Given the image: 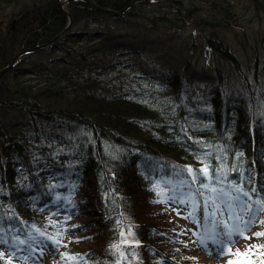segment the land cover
Masks as SVG:
<instances>
[{
	"label": "trees",
	"instance_id": "1",
	"mask_svg": "<svg viewBox=\"0 0 264 264\" xmlns=\"http://www.w3.org/2000/svg\"><path fill=\"white\" fill-rule=\"evenodd\" d=\"M92 1L118 10L130 0ZM154 1L116 14L68 0L72 23L60 33L69 17L59 0H0V68L46 43L0 73V242L39 230L84 246L63 237L59 261L68 251L79 264H166L179 257L168 211L180 182L203 189L212 179L264 197V36L244 53L223 39L235 19L229 0L142 10ZM252 2L264 13V0ZM90 19L100 31L88 30ZM186 23L202 35L199 49L171 43ZM213 154L227 185L215 175L191 181L187 166ZM47 204L65 206L63 229ZM73 225L82 227L65 233Z\"/></svg>",
	"mask_w": 264,
	"mask_h": 264
},
{
	"label": "rangeland",
	"instance_id": "2",
	"mask_svg": "<svg viewBox=\"0 0 264 264\" xmlns=\"http://www.w3.org/2000/svg\"><path fill=\"white\" fill-rule=\"evenodd\" d=\"M62 1V0H61ZM183 5L190 4V0H178ZM199 5L202 4V0H196ZM230 3L233 5V9L235 10V19H232L230 22L232 23L231 26L224 29H220L218 32L223 37L224 40L228 41L234 48L236 47L238 51L240 50L241 53H244L245 48H249L254 46L256 40L259 39L260 36H264V13L258 7H256L252 0H229ZM169 1L167 0H156L151 3L143 4V11L146 13H153L162 9H167V5H169ZM64 7L65 4H64ZM124 12V11H123ZM118 14V13H117ZM122 14V13H119ZM125 17V16H124ZM122 17L121 19L126 21ZM126 18V17H125ZM5 19V18H4ZM128 22V20L126 21ZM126 22H122L125 24ZM88 29L90 32H97L100 31L98 26H103L100 24V21H94L90 19L88 21ZM118 25L117 22H114V26ZM119 28L132 31L133 27H129L127 25H118ZM176 28V27H173ZM98 29V30H97ZM158 29V28H157ZM180 31L178 34H172L175 38H172L171 43L182 45L185 44L187 41L193 39L196 43L197 48L199 49L202 45L203 38L201 34L192 31L191 23H186L185 27L179 28ZM166 31V30H164ZM158 34H163V31L158 29ZM166 35L169 36V33L166 32ZM161 38V37H160ZM163 38V37H162ZM156 38V36H149L146 38V41H164L163 39ZM169 39V38H168ZM154 46L157 47V44L154 43ZM131 49V48H130ZM251 53V52H250ZM199 196L197 199L194 197V191L186 188L181 187L179 193L174 196L178 197L177 199H173V206L170 207L168 214L173 218L172 220L177 227H179V232L177 233V241H178V249L177 254L179 257L182 258V261H178L177 263H169V264H228L229 260H232L234 264H264V235H256L257 232H264V211L259 208V211L255 213L256 219L253 221L252 226L248 228L246 231L241 230L243 232L242 235L236 236V238L232 239V242L229 244L225 242L220 251L219 255L212 254L208 252V250H204L200 245L196 243L197 239L199 238L200 234L205 230L211 231L212 226L216 228L223 227L220 224H217L216 221L218 219L217 213L215 210L209 212L208 216H204V211L200 209L202 206L199 203L203 198L204 194L202 191L198 192ZM221 200H215L214 203L220 206V216L223 218H229L226 212L228 207V198L229 196L223 195ZM232 197H237L235 203L239 204V196L236 194H232ZM187 200V204H182L179 201ZM245 204L250 203V201L245 200ZM193 204H196L193 206ZM51 206H47L46 208H50ZM64 206H61L63 209ZM44 208V209H46ZM60 208V209H61ZM61 209V210H62ZM177 209L180 210L181 214L177 213ZM204 210V208H203ZM48 211L46 210V213ZM45 213V214H46ZM190 213H194L190 215ZM60 218V217H59ZM169 218V217H168ZM246 218V217H241ZM66 220H61L59 227L62 228L65 226ZM71 223L73 220L70 221ZM63 229V228H62ZM73 230V227L66 229L65 233ZM181 232L184 234L181 235ZM175 234V231L172 232V235ZM64 241H67L69 245H74L78 247V242L72 239V235L67 236L64 234ZM234 240V241H233ZM186 242V243H185ZM65 244V243H64ZM62 245V244H61ZM208 246V245H206ZM84 248V246L78 247ZM229 248L231 251H229ZM8 253L6 256H15L17 253L13 248H8ZM243 253L244 255H241ZM46 254L45 251L41 254L38 252L36 254L37 258L42 257ZM52 255L51 257H44L39 264H64L66 260L62 259L59 261L58 257ZM47 256V254H46ZM180 258V259H181ZM24 261L17 260V264H35L36 261L31 257L30 253L23 255ZM25 262V261H30ZM79 264V263H78Z\"/></svg>",
	"mask_w": 264,
	"mask_h": 264
},
{
	"label": "snow or ice",
	"instance_id": "3",
	"mask_svg": "<svg viewBox=\"0 0 264 264\" xmlns=\"http://www.w3.org/2000/svg\"><path fill=\"white\" fill-rule=\"evenodd\" d=\"M207 147V146H205ZM221 157L213 156L208 159V162L201 163L199 169H194L192 165L187 166V171L191 173L190 180L191 181H199L201 179V176L209 177L211 178L213 175H215L217 178L223 177L224 178V184L225 186L228 183V178L226 175V171L222 170L221 168H215L213 171V161L220 159ZM235 171V169H233ZM250 183V181L246 182ZM203 189H205L204 192V198L199 202L202 204L204 208V216H208L209 212L212 210H215L217 213V224L222 225L221 228H216L214 226L213 230L207 231L205 230L202 232L197 239L196 243L200 245L204 250H209V247L211 245H215L216 247L211 248L212 254L219 255L220 251L222 250L223 245L225 242L231 243L232 239L234 238V234H239L241 230H247L252 226L253 221L256 219L255 213L259 211V208L257 205L259 203H264V197H255V189H251L248 192H245L243 197H240L239 204L235 203L237 197L229 196L228 198V207L226 209L227 215L229 218H223L220 216V206L218 204H215V200H221L222 194H221V187L212 179H209L207 183H203L200 185ZM51 188H55V183L49 185ZM211 190L210 192L208 190ZM194 190V189H193ZM174 191V190H173ZM240 191H243V188L240 189ZM159 192V190H158ZM223 195H227V193H223ZM56 197H60V193H56ZM171 199H177L178 197H171ZM248 200L250 203L245 204L244 201ZM182 204H187V200L179 201ZM177 213H180V210L177 209ZM194 213H190V215H193ZM241 217H246L244 219H241ZM69 217L65 215L64 219H68ZM264 223V221H261ZM49 223H53L52 221H49ZM60 221H56L53 226L55 227L58 225ZM35 225L33 228L35 229ZM73 228H80L82 226L80 225H73ZM130 230V228H129ZM184 233L181 232V235ZM256 235H264V232H257ZM59 233L56 235H49L47 232H42L37 230V235H34L33 237H27L25 239H21L19 236L13 238L14 242L11 245L13 250L18 252L21 256H23L25 251H31L33 257L36 255L37 252H40L41 254L45 251L47 248L49 242L53 247H58L63 243L62 240L58 239ZM123 235V233H122ZM40 237H43L41 240ZM79 239V238H76ZM39 241L40 247H32L25 249V245H35ZM3 243L7 244L8 241L5 240ZM125 243H133V241H125ZM134 243L136 245H139L140 241L135 240ZM186 243V242H185ZM208 245V246H206ZM264 247V246H260ZM229 251L231 249L229 248ZM241 255H244L241 253ZM63 257H68L69 261L68 264H78L79 257L75 256L74 254L66 251L62 253ZM121 256H123V253H121ZM0 258H2L5 262V264H15V261L13 260L12 256H5L3 252H0ZM117 264H120L119 261H117ZM131 264V262H129ZM228 264H234L232 260L228 261Z\"/></svg>",
	"mask_w": 264,
	"mask_h": 264
},
{
	"label": "water",
	"instance_id": "4",
	"mask_svg": "<svg viewBox=\"0 0 264 264\" xmlns=\"http://www.w3.org/2000/svg\"><path fill=\"white\" fill-rule=\"evenodd\" d=\"M68 0H59V5H60V7L67 13V15H68V17H69V22L71 21V17H70V13H69V11L64 7V4L67 2ZM85 1H87L88 3H90V4H92V5H94L95 6V8H97V9H100V10H104V11H108V12H111V13H123V11L126 9V7L128 6V5H131V4H133L134 2H136L137 0H130L129 2H128V4L126 5V6H124V7H122L121 9H118V10H115V9H112V8H109V7H105V6H100V5H98L97 3H95L94 1H92V0H85ZM64 31V29L60 32V33H62ZM179 31H180V29L179 28H173V29H171V32L173 33V34H178L179 33ZM51 41V40H50ZM46 43H44V44H42V43H40V44H36V45H34V46H32V47H28V48H21V49H19L13 56H12V58L9 60V62L6 64V65H4L3 67H1L0 68V73L1 72H3V71H5L6 69H8V68H10L15 62H16V60L18 59V57H19V55H21L22 53H24V52H27V51H32V50H34V49H36V48H39V47H41V46H43V45H45Z\"/></svg>",
	"mask_w": 264,
	"mask_h": 264
},
{
	"label": "bare ground",
	"instance_id": "5",
	"mask_svg": "<svg viewBox=\"0 0 264 264\" xmlns=\"http://www.w3.org/2000/svg\"><path fill=\"white\" fill-rule=\"evenodd\" d=\"M65 4H66V3H65ZM127 4H128V3H127ZM127 4H126V5H127ZM126 5H125V6H126ZM131 5H132V4H131ZM131 5H128V6L126 7V9H128ZM126 9H125V10H126ZM125 10H124V11H125ZM69 20H70V19H68L66 25L62 28V30H63V29L66 30V29L71 25V23H72V17H71V21H70V22H69ZM7 63H8V62H7ZM7 63H6V64H7ZM6 64H5V65H6ZM2 67H3V66H2Z\"/></svg>",
	"mask_w": 264,
	"mask_h": 264
}]
</instances>
